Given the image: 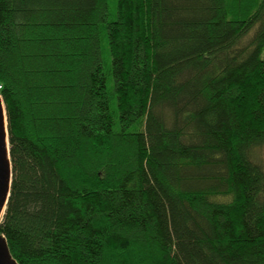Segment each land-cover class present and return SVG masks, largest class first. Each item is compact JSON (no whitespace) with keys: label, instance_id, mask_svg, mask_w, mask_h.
Returning <instances> with one entry per match:
<instances>
[{"label":"trees","instance_id":"16d2710c","mask_svg":"<svg viewBox=\"0 0 264 264\" xmlns=\"http://www.w3.org/2000/svg\"><path fill=\"white\" fill-rule=\"evenodd\" d=\"M0 96L18 264H264V0H0Z\"/></svg>","mask_w":264,"mask_h":264},{"label":"water","instance_id":"95a60500","mask_svg":"<svg viewBox=\"0 0 264 264\" xmlns=\"http://www.w3.org/2000/svg\"><path fill=\"white\" fill-rule=\"evenodd\" d=\"M12 177L13 171L10 159L8 118L5 104L0 96V222L9 202ZM0 264H18L9 250L5 236L1 233Z\"/></svg>","mask_w":264,"mask_h":264},{"label":"rangeland","instance_id":"374dc122","mask_svg":"<svg viewBox=\"0 0 264 264\" xmlns=\"http://www.w3.org/2000/svg\"><path fill=\"white\" fill-rule=\"evenodd\" d=\"M109 92H111V85H109ZM260 149V151H259V155H260V157L263 159V161H264V146L263 147H261V148H259ZM263 167H264V163H263Z\"/></svg>","mask_w":264,"mask_h":264}]
</instances>
